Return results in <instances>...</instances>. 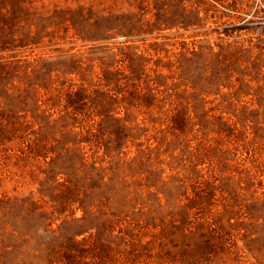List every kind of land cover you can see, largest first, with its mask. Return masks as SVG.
<instances>
[{
  "label": "rangeland",
  "instance_id": "374dc122",
  "mask_svg": "<svg viewBox=\"0 0 264 264\" xmlns=\"http://www.w3.org/2000/svg\"><path fill=\"white\" fill-rule=\"evenodd\" d=\"M0 264H264V0H0Z\"/></svg>",
  "mask_w": 264,
  "mask_h": 264
}]
</instances>
